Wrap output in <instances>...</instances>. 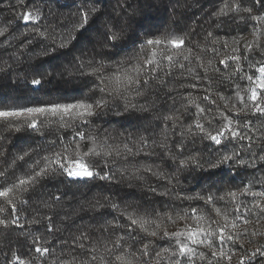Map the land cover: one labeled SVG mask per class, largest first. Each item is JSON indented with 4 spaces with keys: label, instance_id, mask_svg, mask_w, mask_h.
I'll return each instance as SVG.
<instances>
[{
    "label": "trees",
    "instance_id": "16d2710c",
    "mask_svg": "<svg viewBox=\"0 0 264 264\" xmlns=\"http://www.w3.org/2000/svg\"><path fill=\"white\" fill-rule=\"evenodd\" d=\"M223 2L224 0H25L24 5H19L17 0H0V28H7L5 35L0 36V67H5V62L11 67V71L6 69L5 72H0V108L71 102L74 99H79L88 93L93 84L98 81L94 78L85 79L75 74H69V72H74L77 67L78 57L96 61L105 59L106 62L114 64L115 61L137 51L139 43L147 38L183 36L186 46L193 51L190 57L191 63L189 61H183V63L186 67L195 68L194 73L185 72L183 76L178 68L170 77H165L161 73V79L165 80L166 84L161 86L158 80L153 81L146 95L138 98L140 104L148 106V111H133L117 116L115 115L117 108H113L108 111L107 115L95 119L89 131L103 135L107 130L112 134L110 143L114 145H122L129 134L133 139L141 135L146 136L150 144L155 140L156 145L145 149L136 157L117 160L114 165L110 166L114 176L111 180H101L99 176H96L91 179L69 181L64 176H57L43 181L38 186L39 191L36 194H25L28 203L17 205L22 210L20 222L24 224V228H18L15 225L9 228L0 227V264H4L5 253L11 257L13 250H16L22 259L30 261V264H42L38 254L34 252V246L29 244L31 238H26L25 234L28 231L51 240L57 255H61L62 246L59 241L67 240L71 244L73 238L82 231L100 245H103L105 241H114L117 236L125 235L127 229L109 227L105 231L102 226L111 225L117 220L121 225L128 224L129 221L121 214L125 209L128 212L149 214L155 219L157 213L163 215L172 212L174 215V209L196 207L202 209L204 215L223 224L221 216L216 215L213 206H206L200 200H181L178 197H192L197 193L206 194L210 190L216 191L217 188L227 191L243 187L244 183H248L252 179L254 170L232 167L221 169L215 175H210L198 168L179 169L180 159L191 155H200L201 158L207 159L210 153L215 158L219 148L200 138H195L194 143L192 138H188L185 140L181 155L176 145L181 140L179 133L182 129L178 124L174 130L175 134H173L172 122L168 121L166 125L163 120L164 116L177 115L181 117V121L186 126L199 117L209 130L220 127L221 119L214 120L212 125L207 123L206 117L210 118L216 115V104L203 100V96L209 94L205 89H209L211 100H215L226 115L240 123L246 119L252 121L249 125L251 131L248 134L255 141L252 144V150L259 151V132L256 130L264 131V128H261V125L264 124V117L257 118L251 114L245 116L244 113L237 116L233 112H229L223 108V102L219 101L216 92L232 96L236 84H239L242 95L246 94L244 89L248 82L240 80L239 77L232 79L229 76L235 69L234 62L228 61L229 67L225 69V66L221 65L219 61L233 54L243 56L246 42L254 39L253 24H256L264 32V23L240 20V16L247 15L245 13H240L233 19L217 18L214 13L219 10ZM252 2L253 0H244L245 6H249ZM93 7L99 9L97 13H92L93 16H99V20L93 27L100 31L92 30L84 34H76L77 39L68 48L57 49L55 56L41 54L42 51L54 48L62 35L67 36L71 33L73 26L81 18L82 8L91 13ZM37 9L41 17L38 21H29L25 24L22 19L17 18V13L34 12ZM259 11L260 7L256 5L254 14H258ZM232 15L229 14V16ZM104 21L116 24V31L122 33L121 41L117 42L118 46L115 49L103 46L105 29L102 28V22ZM34 28L47 32V37L39 36L33 31ZM210 31L214 37L219 38V43H212V38L205 40ZM234 38H239V42L235 43ZM225 42H227V46H225ZM260 43L264 44V35H261ZM213 48L218 51H211L210 49ZM233 48H239V53H233ZM197 56L201 59L197 60L195 58ZM178 59L182 60V57H178ZM250 61L253 64H256L257 61H264V55H261L259 51L252 53ZM163 63L166 64L167 61H163ZM256 66L258 67L259 64ZM204 67L209 69L207 74L204 72ZM216 68L221 71L216 72L214 70ZM33 70L42 72L45 77L51 72V83H48L46 79L44 86L39 90H34L30 84L24 83L25 80L32 79ZM113 70L114 67H110L106 69V72ZM242 70L247 74L255 73V68L249 67L246 61H242ZM60 73L63 75L61 76ZM197 74L201 77L198 81L195 79ZM205 75L208 79H204ZM192 84H196L197 87H191ZM99 95V92H96L93 98ZM189 99L196 100L197 104L206 109H212V111L200 116L195 105H188ZM116 103L118 110L123 112L122 102L117 101ZM186 107L188 108L187 113L185 112ZM166 126L169 129L168 147L178 157L175 162L160 147L162 133ZM42 131L43 136L27 130L16 132L0 124V171L8 169L7 179L5 181L0 178V185H11L16 181L17 176L28 174V165L36 159V153L33 152L31 157L26 158L25 161H17L13 168L11 166L17 154L29 149L48 147L49 140L57 139L58 135L63 133V130L58 132L55 125L44 126ZM63 134L67 136L71 133ZM129 144L133 146L130 141ZM247 144V141H243L241 145L236 146L247 147ZM228 147L231 148L233 145L230 144ZM43 155L45 153L40 152V156ZM242 155L245 154L242 153ZM245 158L248 159L249 156L245 155ZM145 167H151L154 171L166 174V177H172L171 183L167 178L161 179L152 175L151 172H144ZM122 168L128 170L124 175L120 171ZM137 168L141 169L139 175L143 179H137L132 175V172ZM95 171L103 175L105 169H103L102 163ZM261 177H264V167L257 164L255 179L259 181ZM210 186L214 187L210 188ZM152 187L156 189V192L149 190ZM57 190L65 194L60 204L56 205L54 209L43 207L41 200L57 195ZM253 190H262L261 185L254 184ZM165 191H168L170 195H159ZM247 199L251 201L252 198ZM112 204L119 207L113 210ZM0 206L6 208L5 213H0V218H11V207L4 204L2 198H0ZM215 207H219L222 213H227L230 217L235 215L234 205L231 201L218 202ZM241 215L246 216L250 223L245 225L242 220L237 221L238 227L232 230L241 233V236L234 245L236 254L233 256L231 264H239L241 255H249L264 245V235L261 234L264 233V219H260L257 223V218L244 213L243 209H241ZM44 216H52L54 225L60 231L48 234L46 220L38 225H32L31 228L25 223L26 220H31L34 217ZM187 223H192V221L189 220ZM182 226V222L170 223L165 217L160 234L162 235L164 227L172 232ZM215 226L213 225V227ZM136 237V242L128 241V243L132 245L131 250L137 252L138 255L144 243L150 239L155 240L159 247L169 244L166 239L144 237L143 233L139 231H137ZM241 244L243 247H240ZM225 247H233V245L229 242ZM198 250L210 255L206 248ZM76 251L79 252V249ZM63 252L66 254L68 248L65 247ZM99 254L106 255L103 246L100 247ZM50 260L51 257H49ZM49 261H44L43 264H49ZM196 264H201V262L197 260ZM222 264H227V262H222ZM251 264H264V259L258 258Z\"/></svg>",
    "mask_w": 264,
    "mask_h": 264
},
{
    "label": "snow or ice",
    "instance_id": "6c2138e0",
    "mask_svg": "<svg viewBox=\"0 0 264 264\" xmlns=\"http://www.w3.org/2000/svg\"><path fill=\"white\" fill-rule=\"evenodd\" d=\"M19 5H24L25 0H17ZM256 5H259L260 11L255 13ZM123 7V5H121ZM99 9L93 7L91 13L82 8L80 13V20L73 26L71 33L67 36H61L60 41L54 48H49L42 51L44 56H55L57 49H66L76 39V34H84L94 29L96 21L99 16H93L92 13H97ZM233 14L229 16V14ZM240 13L247 15L240 16V20L247 22L252 20L258 23H264V0H253L249 6H245L244 0H224L219 10L214 13L217 18L228 17L233 19ZM17 18L22 19L25 24L29 21L35 22L40 20V13L36 11H25L17 13ZM223 22V21H221ZM117 25L102 22L103 32V46L110 48H117V42L121 41L122 33L116 31ZM41 37H47L48 33L34 28ZM7 28H0V36H4ZM252 35L254 39L246 42L245 53L243 56L233 54L225 59L219 61L225 69L229 67L228 61L235 64V69L229 76L232 79L239 77L240 80L248 82L244 89L245 95H242L240 85L236 84L234 94L232 96H225L222 92L217 91L216 95L219 101L223 102V108L235 115L244 113L245 116L251 114L252 116L264 117V61H257L259 64H253L250 61V54L259 51L264 55V44L260 43L261 31L256 24L252 26ZM212 38V43H219V38L214 37L213 33L208 32L205 40ZM55 43V39L53 38ZM111 42V43H109ZM234 42L238 43L239 38H234ZM30 43V42H29ZM199 47V45H197ZM227 46V42H225ZM135 47V44H134ZM211 51H218V49H210ZM233 53H239V48H233ZM187 53V54H185ZM193 51L186 46L185 38L183 36L171 35L167 37L157 36L147 38L139 43L138 50L131 55L125 56L119 61L108 63L105 59L96 61L94 59L84 60L77 58V67L74 72H69L70 75L75 74L82 78H94L98 83L93 84L88 93H85L81 98L74 99L71 102H55L45 104H35L32 106L0 108V124L5 125L8 129L20 132L27 130L31 133H38L44 135L42 128L44 126L55 125L57 131L63 130V133L70 132V135L65 136L63 133L58 135L57 139L49 140L48 147L29 149L14 157L11 167L16 166L17 161H25L26 158L31 157L33 152L36 153V159L28 165V174L16 177V181L11 185H0V198L4 204L11 207V218H0V227L9 228L15 225L18 228H24V224L20 222L21 209L18 204L24 205L28 201L25 194L34 195L39 191L38 186L43 181L57 176H64L69 181L74 179L83 180L85 178L91 179L99 176L101 180H111L114 178L111 165H114L117 160L127 157H136L145 149L154 147L156 141H151V144L146 136H139L133 139L129 134L126 141L122 145H114L110 143L112 134L105 131L103 135L89 131L94 124L95 119L107 115L108 111L117 108L115 115L121 116L125 113L133 111L145 112L148 111L146 104H140L138 98L146 95L153 81H159L161 86L166 84V81L161 79L163 76L170 77L174 70H180L181 76L187 72L192 74L195 68L186 67L183 61H189ZM178 57H182L178 59ZM197 60L201 58L195 57ZM167 61V63H163ZM242 61L248 62L249 67L255 68L254 74H247L242 70ZM211 63V62H209ZM114 67L111 72H106V69ZM11 71V67L5 62V67H0V72L5 70ZM220 72L219 68L214 69ZM209 69L204 67V72L207 74ZM62 76L63 73H60ZM52 73L49 72L47 77L42 72L33 70L32 79L25 80L24 83L30 84L34 90H39L44 86L45 80L51 83ZM195 79L198 81L201 77L197 74ZM204 79H208L205 75ZM191 87L196 88V84ZM206 94L203 100L216 104V115L210 118L206 117L208 125H212L216 119H221L220 127L209 130L205 124L201 122L198 117L191 124L184 125L181 117L177 115L164 116L163 120L167 125L168 121L172 122L173 134L179 124L182 131L179 133L181 140L177 143V149L180 154H183L185 140L192 138L193 143L195 138H200L204 141H209L211 144L218 146L217 155L215 158L210 153L207 159L201 158L200 155H191L179 160V169H187L189 167L198 168L202 171L208 172L210 175H215L218 171L225 168L241 167L253 169L252 179L248 183H244L243 187L221 191L219 188L216 191H208L206 194L197 193L195 196H179L181 200H200L204 205H211L217 216H221L223 224L219 221L211 219L203 214L202 209L190 207L189 209H174L167 214L157 213L153 218L149 214H138L135 211L128 212L126 209L122 211V215L127 221L126 225H121L117 220L111 225L105 224L102 227L105 231L109 227L118 229L124 227L127 229L125 235L117 236L114 241H105L103 245L94 242L86 232L73 238L71 244L67 240L59 241L61 248V255H57L53 248V242L46 239L44 236H37L32 231L26 232V238L30 237L29 244L34 246V252L38 254L42 261H49V264H196L197 260L201 264H222L227 262L231 264L233 256L236 254L234 245L240 239L241 233L233 232V229L238 227L237 221H243L245 225L250 223V220L241 215V209L244 213L250 214L257 218V223L260 219H264V177L259 181L255 179V170L257 164L264 167V131L259 132V151L252 150V144L255 143L252 136L248 134L251 131L249 125L250 120H245L240 123L237 120L225 114L224 110L220 108L215 100H211V92L205 89ZM99 92V96L94 97V94ZM117 101L122 102L123 112L118 110ZM188 105H195L200 116H204L206 112H211L212 109H206L196 100L189 99ZM239 105V106H238ZM188 112V108H185ZM264 128V124L261 125ZM123 135V133H121ZM169 129L164 128L160 147L175 162L178 157L172 153L168 147ZM129 141L133 146H130ZM247 141V147L241 145V142ZM43 143V141H41ZM233 147L229 148V145ZM51 149V150H50ZM222 150V151H220ZM40 152L45 155L40 156ZM249 158L246 159L245 155ZM99 162V163H98ZM102 163L105 169L103 175L95 171ZM178 169V170H179ZM121 174L127 173V168L120 169ZM141 169L137 168L132 172V175L137 179H143L139 175ZM144 172H151L152 175L158 178H167L171 183L172 177H166V174L160 171H154L151 167H145ZM8 169L0 171V178L7 179ZM259 183L261 189L259 191L253 190V185ZM214 187V186H210ZM156 192L154 187L149 189ZM58 191V190H57ZM64 193L55 196H49L47 199H42L41 204L45 208L54 209L59 205ZM159 195H170L168 191L159 193ZM251 197V201L247 198ZM231 201L234 205V216H229L227 213H222L219 207H215L218 202L227 203ZM113 210L119 206L112 204ZM6 208L0 206V213H5ZM170 223L182 222L183 226L175 231L169 232L164 227L162 235L160 229L164 226V221ZM47 221V232L52 234L54 231H60L54 223L52 216H44L40 218H32L26 220L29 228L32 225H38L43 221ZM191 220L192 223H187ZM213 225H216L213 227ZM139 231L143 233L144 237H151L158 240L169 241L168 246L159 247L155 240H148L143 247L137 252L132 251V245L128 241L136 242V233ZM264 235V233H261ZM255 235V233H254ZM143 238V237H141ZM229 242L233 247H225ZM103 246L105 254H99L100 247ZM67 247L68 252L64 254L63 249ZM240 247H243L241 244ZM200 248L209 250L210 255L206 254ZM79 249V252L76 250ZM158 249V250H157ZM154 253V255H153ZM264 259V245L252 251L249 255H241L239 257V264H251L253 260ZM4 264H30V261L22 259L16 250H13L11 257L5 253Z\"/></svg>",
    "mask_w": 264,
    "mask_h": 264
}]
</instances>
